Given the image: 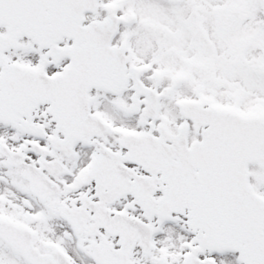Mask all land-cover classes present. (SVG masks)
Segmentation results:
<instances>
[{"label":"snow or ice","instance_id":"1","mask_svg":"<svg viewBox=\"0 0 264 264\" xmlns=\"http://www.w3.org/2000/svg\"><path fill=\"white\" fill-rule=\"evenodd\" d=\"M0 264H264V0H0Z\"/></svg>","mask_w":264,"mask_h":264}]
</instances>
